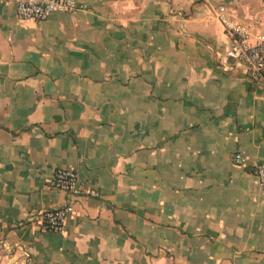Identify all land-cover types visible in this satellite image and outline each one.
Returning <instances> with one entry per match:
<instances>
[{"label": "crops", "instance_id": "1", "mask_svg": "<svg viewBox=\"0 0 264 264\" xmlns=\"http://www.w3.org/2000/svg\"><path fill=\"white\" fill-rule=\"evenodd\" d=\"M77 2L20 24L0 0V264H264V192L234 162L264 161V82L226 70L212 14L256 36L264 0ZM71 201L63 232L30 223Z\"/></svg>", "mask_w": 264, "mask_h": 264}, {"label": "built area", "instance_id": "2", "mask_svg": "<svg viewBox=\"0 0 264 264\" xmlns=\"http://www.w3.org/2000/svg\"><path fill=\"white\" fill-rule=\"evenodd\" d=\"M87 11L88 7L77 0H17L20 24L42 22L55 13L75 14ZM212 14L231 39V45L226 51V61L230 62L229 66L226 65V70L235 71L245 68L253 81L264 82V29L253 36L250 27L239 23L225 5L215 6ZM234 162L237 166L250 169L264 192V161L251 163L245 156L236 154ZM50 186L55 190L68 193L73 198L101 197L96 190L85 184L73 169L57 170L50 180ZM74 210L75 205L71 201L64 208L44 210L31 215L29 221L37 223L43 233H61Z\"/></svg>", "mask_w": 264, "mask_h": 264}]
</instances>
